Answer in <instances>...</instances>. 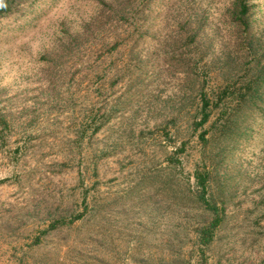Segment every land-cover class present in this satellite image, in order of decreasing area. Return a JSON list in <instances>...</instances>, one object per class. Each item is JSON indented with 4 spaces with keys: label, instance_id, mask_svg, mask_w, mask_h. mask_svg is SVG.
Returning <instances> with one entry per match:
<instances>
[{
    "label": "rangeland",
    "instance_id": "rangeland-1",
    "mask_svg": "<svg viewBox=\"0 0 264 264\" xmlns=\"http://www.w3.org/2000/svg\"><path fill=\"white\" fill-rule=\"evenodd\" d=\"M247 1L243 21L240 0H22L0 20V264H57L78 235L98 264L188 263L213 219L197 172L223 217L208 264H264V0Z\"/></svg>",
    "mask_w": 264,
    "mask_h": 264
},
{
    "label": "trees",
    "instance_id": "trees-1",
    "mask_svg": "<svg viewBox=\"0 0 264 264\" xmlns=\"http://www.w3.org/2000/svg\"><path fill=\"white\" fill-rule=\"evenodd\" d=\"M22 0H0V20L10 14L13 13L14 8L21 2ZM241 2V20L243 17H246L250 11V6L247 0H240ZM243 21V20H242ZM264 75V74H263ZM256 82H252L249 84L247 91H250L253 85ZM262 78L258 79L256 86H258V92L263 86ZM257 94V87L252 88V92ZM232 93L229 87H226L222 90V93L217 95L215 100L211 98H207L204 96L202 99V106L200 113V121L196 122L195 129L203 128L205 125L210 123V120L213 118L214 111L222 107V105L227 101L229 95ZM233 94V93H232ZM231 94V95H232ZM235 95V93L233 94ZM252 97H255L254 95ZM248 101L246 96H242L239 100V105L246 104ZM258 102L260 100L258 99ZM6 123V122H5ZM204 132L201 134V139L205 141V134ZM196 180H197V189L196 195L194 196V200L197 203L198 207L203 210L206 214H210L213 219L211 221H204L198 224V228L196 229V241L197 246L195 244L193 248V252H191L189 262L188 263H178L181 260H178L175 264H189L190 259L192 257L197 258L196 264H208V259L206 258V252L209 246L212 244L216 237V232L218 228L222 225L223 217L221 214V210L218 208L216 204H213L212 197L210 196L209 192V181L210 176L207 173H196ZM85 218V214H76L69 217H60L52 221L50 226L41 233V236H38L33 241V247L40 248L43 244V240L46 237L50 236H61L63 235L62 232L68 231L69 237L73 236L74 230L79 228V223L83 222ZM74 244H69L68 246V256L66 259L60 256V254L53 252V260L57 259V264H98V256L97 251L99 245L95 240V236H91V238L87 239L86 241L80 235L77 236L76 239L71 240ZM90 249V251H88ZM55 251H59L55 249ZM63 259V260H62ZM62 260V262L60 261ZM183 261V260H182Z\"/></svg>",
    "mask_w": 264,
    "mask_h": 264
}]
</instances>
